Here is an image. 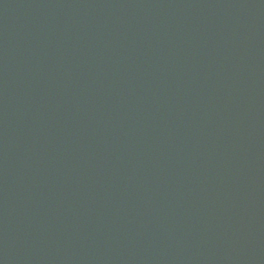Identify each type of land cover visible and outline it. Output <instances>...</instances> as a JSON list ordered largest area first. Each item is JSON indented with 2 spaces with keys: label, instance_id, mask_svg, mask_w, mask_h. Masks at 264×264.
<instances>
[{
  "label": "water",
  "instance_id": "water-1",
  "mask_svg": "<svg viewBox=\"0 0 264 264\" xmlns=\"http://www.w3.org/2000/svg\"><path fill=\"white\" fill-rule=\"evenodd\" d=\"M0 264H264V0H0Z\"/></svg>",
  "mask_w": 264,
  "mask_h": 264
}]
</instances>
